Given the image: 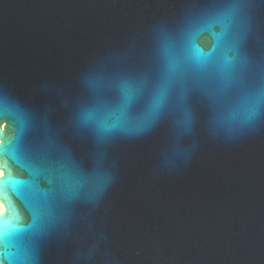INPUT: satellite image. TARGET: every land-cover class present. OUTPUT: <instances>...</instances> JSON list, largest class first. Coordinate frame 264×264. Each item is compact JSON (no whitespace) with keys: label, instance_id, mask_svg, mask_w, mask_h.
<instances>
[{"label":"water","instance_id":"water-1","mask_svg":"<svg viewBox=\"0 0 264 264\" xmlns=\"http://www.w3.org/2000/svg\"><path fill=\"white\" fill-rule=\"evenodd\" d=\"M0 264H264V0H0Z\"/></svg>","mask_w":264,"mask_h":264},{"label":"bare ground","instance_id":"bare-ground-1","mask_svg":"<svg viewBox=\"0 0 264 264\" xmlns=\"http://www.w3.org/2000/svg\"><path fill=\"white\" fill-rule=\"evenodd\" d=\"M3 175V171L0 170V177ZM5 211V206L2 203V201L0 200V214L3 213Z\"/></svg>","mask_w":264,"mask_h":264}]
</instances>
